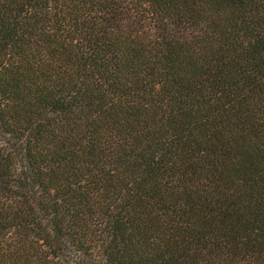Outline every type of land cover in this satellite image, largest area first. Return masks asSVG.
Returning <instances> with one entry per match:
<instances>
[{
	"label": "trees",
	"instance_id": "1",
	"mask_svg": "<svg viewBox=\"0 0 264 264\" xmlns=\"http://www.w3.org/2000/svg\"><path fill=\"white\" fill-rule=\"evenodd\" d=\"M0 264H264V0H0Z\"/></svg>",
	"mask_w": 264,
	"mask_h": 264
}]
</instances>
